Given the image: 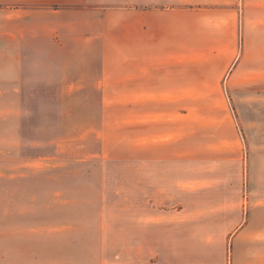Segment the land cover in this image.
Instances as JSON below:
<instances>
[{"label":"rangeland","instance_id":"rangeland-1","mask_svg":"<svg viewBox=\"0 0 264 264\" xmlns=\"http://www.w3.org/2000/svg\"><path fill=\"white\" fill-rule=\"evenodd\" d=\"M255 1L38 7L59 18L86 5L180 8L182 61L225 52L162 68L181 98L180 135L164 153L179 162L175 180L171 166L127 162L140 156L125 147L123 116L140 64H36L49 43L12 36L29 23L0 14V264H264V68L237 64L264 39ZM105 103L118 115L106 131Z\"/></svg>","mask_w":264,"mask_h":264},{"label":"crops","instance_id":"crops-1","mask_svg":"<svg viewBox=\"0 0 264 264\" xmlns=\"http://www.w3.org/2000/svg\"><path fill=\"white\" fill-rule=\"evenodd\" d=\"M258 1V4H264V0ZM84 2L85 0H0V14L6 20L29 23L28 31L14 29L10 32L12 36L45 38L49 43L37 62L35 58L33 61L30 52L28 64H140L139 75L135 77L131 73L128 77L130 81H136L139 90L128 96V106L123 115L125 147L140 150V156L129 157L127 162L140 164L142 172L145 171V166L153 163L157 171L161 165L171 166L172 180H175V167L179 162L175 157L164 153L166 147L176 146V139L180 135L178 123L181 110L175 107V101L181 98L175 94L178 83L175 74L166 75L162 68L164 64H169L172 68L179 64H213L218 57L221 56L222 59L225 52L209 50L202 53L199 57L201 61H198L196 51L192 49V53L190 50V54L182 61L181 50H178L181 37L180 8L166 10L142 2H128L124 7L86 5L74 12H65L61 18L58 14L50 17L48 13L42 12L46 8H38L51 5L67 7L82 5ZM62 10L51 11L61 14ZM191 14L195 15L196 11L190 10L189 15ZM2 37L5 38V35ZM214 51L220 53L214 55ZM1 53L6 55L1 54L3 58L8 57L7 63L3 59L2 64H8V61H11L10 64H17L16 52L8 51L6 54L3 49ZM237 64H258V69L255 70L264 68V39L260 38L254 41L253 46L246 47ZM110 106L112 105H105V122L102 123L109 128L116 125L115 119L118 117L108 108ZM106 128H103L104 131ZM112 134L113 131L106 139L103 136L104 145L112 139ZM149 150L160 152L161 156L151 157Z\"/></svg>","mask_w":264,"mask_h":264}]
</instances>
